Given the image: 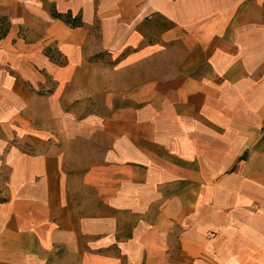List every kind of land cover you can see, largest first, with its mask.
I'll return each mask as SVG.
<instances>
[{
	"label": "crops",
	"instance_id": "crops-1",
	"mask_svg": "<svg viewBox=\"0 0 264 264\" xmlns=\"http://www.w3.org/2000/svg\"><path fill=\"white\" fill-rule=\"evenodd\" d=\"M0 264H264V0H0Z\"/></svg>",
	"mask_w": 264,
	"mask_h": 264
}]
</instances>
